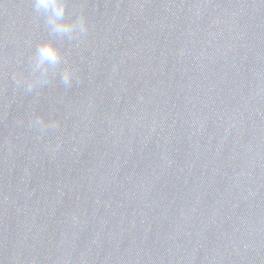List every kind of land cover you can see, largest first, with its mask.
Returning <instances> with one entry per match:
<instances>
[{
    "label": "water",
    "instance_id": "water-1",
    "mask_svg": "<svg viewBox=\"0 0 264 264\" xmlns=\"http://www.w3.org/2000/svg\"><path fill=\"white\" fill-rule=\"evenodd\" d=\"M67 13L0 0V264H264V0ZM48 39L72 85L26 92Z\"/></svg>",
    "mask_w": 264,
    "mask_h": 264
},
{
    "label": "clouds",
    "instance_id": "clouds-1",
    "mask_svg": "<svg viewBox=\"0 0 264 264\" xmlns=\"http://www.w3.org/2000/svg\"><path fill=\"white\" fill-rule=\"evenodd\" d=\"M31 6L37 16L43 17L50 35L55 38L73 40L87 32L83 16H77L75 19L69 17L68 0H31ZM57 70L60 82L67 89L74 80V69L66 65L64 57L51 39L39 42L30 59L31 78L24 82V90L31 93L34 89L47 85ZM16 83L20 84L21 81L16 79ZM33 123L42 132L56 127V122L46 124L39 117Z\"/></svg>",
    "mask_w": 264,
    "mask_h": 264
}]
</instances>
